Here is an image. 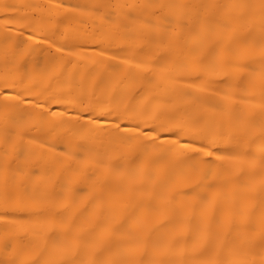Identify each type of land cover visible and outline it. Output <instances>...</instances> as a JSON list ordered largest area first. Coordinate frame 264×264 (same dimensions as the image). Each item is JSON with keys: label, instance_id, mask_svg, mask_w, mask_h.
<instances>
[{"label": "bare ground", "instance_id": "bare-ground-1", "mask_svg": "<svg viewBox=\"0 0 264 264\" xmlns=\"http://www.w3.org/2000/svg\"><path fill=\"white\" fill-rule=\"evenodd\" d=\"M0 264H264V0H0Z\"/></svg>", "mask_w": 264, "mask_h": 264}]
</instances>
